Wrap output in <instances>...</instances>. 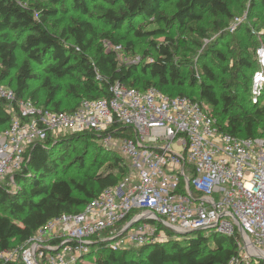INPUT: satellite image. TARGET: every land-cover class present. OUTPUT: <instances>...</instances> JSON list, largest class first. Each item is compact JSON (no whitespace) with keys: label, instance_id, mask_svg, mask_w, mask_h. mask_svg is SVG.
I'll use <instances>...</instances> for the list:
<instances>
[{"label":"trees","instance_id":"1","mask_svg":"<svg viewBox=\"0 0 264 264\" xmlns=\"http://www.w3.org/2000/svg\"><path fill=\"white\" fill-rule=\"evenodd\" d=\"M89 1L95 0H48L49 7L32 0H0V83L14 90L18 99L60 113H72L86 101L110 97V88L116 84L140 91L156 88L167 96L200 103L215 120L220 118L216 123L225 134L264 140V105L244 108L242 92L247 91V85L219 81L207 67L200 75L188 62H176L174 42L167 33L176 25L185 29L198 25L199 34L205 37L209 30L201 24L206 15L228 19L232 1L248 4L251 12L260 8L264 13V0H101L106 7L99 15L92 13ZM67 3L83 17L58 32L64 20L58 16L65 13ZM166 4L175 7L171 17L164 12ZM146 18L164 26L156 34L164 36L168 44L153 43L157 60L125 64L116 51L96 45L102 40L123 48L113 32L125 27L142 38L145 33L135 27L138 20ZM98 22L109 30L98 32ZM226 28L223 21L216 23L223 36ZM239 64L247 70L253 68L250 57L238 60L233 69ZM37 66L42 68L41 74L35 71ZM223 72L227 77L235 74L230 67H224ZM34 82H38L36 87H32ZM9 110V104L0 100V132L10 126ZM114 132L130 134L124 129ZM104 135L84 132L48 139L29 150L27 164L14 175V182H0V251L22 247L39 229L63 215L81 213L93 199L128 176L130 169L123 157L112 159L105 167L97 159L87 166L88 154L74 158L82 170L80 175L61 176L76 144L88 139L99 145ZM188 236L118 251L112 249L108 238H94L89 252L74 264H88L86 260H91L89 264H228L239 254L237 236H205L201 232Z\"/></svg>","mask_w":264,"mask_h":264},{"label":"built area","instance_id":"2","mask_svg":"<svg viewBox=\"0 0 264 264\" xmlns=\"http://www.w3.org/2000/svg\"><path fill=\"white\" fill-rule=\"evenodd\" d=\"M121 49L114 46L117 53ZM257 54L258 88L264 84V49ZM0 100L11 114L10 126L0 132V182H14L29 150L64 134L107 133L102 143L116 146L130 169L81 213L63 215L22 247L0 251V264H74L94 238H108L118 251L196 231L238 237L241 254L228 264L240 258L264 262V140L225 134L200 103L156 88L116 84L110 97L86 101L72 113L18 99L1 83ZM122 129L130 134L111 133Z\"/></svg>","mask_w":264,"mask_h":264},{"label":"rangeland","instance_id":"3","mask_svg":"<svg viewBox=\"0 0 264 264\" xmlns=\"http://www.w3.org/2000/svg\"><path fill=\"white\" fill-rule=\"evenodd\" d=\"M32 1L49 7L51 6L48 0ZM88 3L94 15H99L100 9L106 7L101 0L89 1ZM232 3V14L228 19L213 18L206 15L201 24L202 27L209 30L205 37L199 34L198 25L189 26L188 29L176 25L173 26L172 29H168V36L174 42L173 51L176 55L174 60L176 62H188L200 75L202 74V68L207 67L216 73L219 81L226 79L228 83L247 85V91L243 90L242 92V98L245 100L243 103L244 108L258 104L263 106L264 84L257 88L254 86L253 79L255 74L259 71L258 69H260L257 51L259 49H264V13L260 8L252 12L249 11L248 4L244 2L232 1ZM163 6L166 16L171 17L175 12L174 5L166 4ZM58 17H64L61 26L56 30L59 32L63 27L70 24L71 21L83 16L72 8L71 3H67L65 5V13ZM221 21L227 25L225 36L216 29V23ZM54 23V20H51L50 26H53ZM95 26L98 32L109 30L103 23L98 22ZM135 28H140L145 35L139 39L135 37L132 29H127L126 27L120 31L113 32L123 44V48L118 53L122 63L144 65L147 62L157 60V52L153 43L168 44L164 36L156 34L158 29H164V26L156 23L154 18H146L144 20H138ZM122 36L125 37L124 40H121ZM128 41H132L133 45H129ZM96 45H104L106 51L114 50V44L109 41L101 40L97 42ZM219 52L224 54V59L220 56ZM249 57L253 64L252 70H247L240 64L236 69H233L238 60ZM224 67L232 68L235 74L231 77H227L223 72ZM41 69V67L37 66L35 71L41 74ZM7 84L9 83H5V85ZM37 85L38 82L32 83V87H36ZM249 88L250 90H248ZM192 95L194 98L198 96L196 92L192 93ZM206 109L209 111L210 107L206 106ZM217 119L220 120L219 117ZM71 135L72 134H64L60 137ZM86 143L88 145H86ZM99 145L103 146L101 150L98 148ZM99 145H96L94 142H89L88 139L76 144L74 146V151H72L65 164L67 167L61 172V176L72 178L82 173L80 166L74 162V158L80 154H88L87 166L97 159L98 162H103V167H105L112 159L123 157L116 146H106L103 143H99ZM203 234L207 236L206 233ZM193 235L194 234H191L190 236ZM240 254L241 252L239 251V255ZM85 263L89 264L91 260H86ZM233 264H252V262L248 263V261L240 258ZM261 264H264V262H261Z\"/></svg>","mask_w":264,"mask_h":264},{"label":"water","instance_id":"4","mask_svg":"<svg viewBox=\"0 0 264 264\" xmlns=\"http://www.w3.org/2000/svg\"><path fill=\"white\" fill-rule=\"evenodd\" d=\"M142 221H138V222H135V223H132L130 226H128L125 230H124V232L119 236V237H117L116 239H119V238H121L122 236H124L125 234H127L131 229H133L135 226H137L139 223H141ZM199 232H201V231H196L195 233H199ZM195 233H190V234H195ZM115 239V240H116ZM263 261H264V259H262Z\"/></svg>","mask_w":264,"mask_h":264}]
</instances>
